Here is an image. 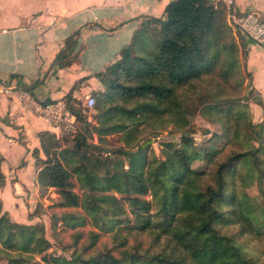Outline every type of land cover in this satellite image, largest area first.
Wrapping results in <instances>:
<instances>
[{
	"label": "trees",
	"instance_id": "1",
	"mask_svg": "<svg viewBox=\"0 0 264 264\" xmlns=\"http://www.w3.org/2000/svg\"><path fill=\"white\" fill-rule=\"evenodd\" d=\"M231 34L219 4L175 0L97 75L103 92L91 95L90 119L78 101L64 99L79 130L58 141L40 135L39 194L55 190L57 207L81 209L111 234L110 247L98 250L100 235L91 231L71 259L44 256L46 264H264V202L245 192L257 184L264 198V126L251 121L240 98L243 66ZM73 38L58 58L72 53ZM257 105L264 108L261 97ZM196 113L219 130L204 131V146L187 136ZM170 129L181 134L179 143L163 142L157 154L150 139ZM117 134L130 135L134 147L102 146ZM4 181L0 169V189ZM63 219L79 221L69 213ZM48 248L43 226L12 222L0 202L7 264H29Z\"/></svg>",
	"mask_w": 264,
	"mask_h": 264
},
{
	"label": "crops",
	"instance_id": "2",
	"mask_svg": "<svg viewBox=\"0 0 264 264\" xmlns=\"http://www.w3.org/2000/svg\"><path fill=\"white\" fill-rule=\"evenodd\" d=\"M173 1L0 0V169L5 178L0 202L12 222L33 221L27 217L40 195L37 157L45 160L40 135L49 133L57 141L65 135L2 90L26 88L39 103L67 97L84 103L92 94L103 92L97 75L119 60L143 22L163 18ZM235 2L239 13L255 11L264 17V0ZM73 36L72 53L58 58ZM242 38L245 70L264 101L247 70L251 53L259 46Z\"/></svg>",
	"mask_w": 264,
	"mask_h": 264
},
{
	"label": "rangeland",
	"instance_id": "3",
	"mask_svg": "<svg viewBox=\"0 0 264 264\" xmlns=\"http://www.w3.org/2000/svg\"><path fill=\"white\" fill-rule=\"evenodd\" d=\"M230 28V27H229ZM232 31L231 37L232 42L238 48L239 55H241L242 63V73L244 74V82L241 88L240 98L247 99V105L250 111V119L255 125L264 126V108L263 106L257 105L259 99V94L252 88V81L250 75L247 74L245 70V54L246 51L243 48V38L236 31L230 28ZM247 70L253 76L254 85L257 89L261 91L264 96V48L257 47L254 52L251 53L250 59L247 64ZM264 103V101H263ZM78 108L84 110V115L88 119L92 116V109H84L82 104ZM79 127V123H78ZM192 129L189 131H194V134H188L187 136H192L194 142L199 146H204L207 139L210 138V134L219 133V130L215 124H211L197 113L194 115L191 121ZM204 131H208V134H203ZM264 136V131H263ZM67 137V136H66ZM180 133L170 129L165 132L159 133V137H153L150 139L151 149H153L157 154L160 149V144L163 142H175L179 143ZM243 140H247V136H241ZM251 138L250 136L248 139ZM257 146V143H253ZM104 148L112 151L118 147L124 146L125 148H133L134 143L130 135L127 137L121 135L108 140V142L102 145ZM150 150V148H149ZM148 151V150H147ZM126 161V160H125ZM259 166L264 171V158L259 162ZM194 168L201 167V164L196 163L193 165ZM76 190V189H75ZM247 196L254 200L256 203H263L264 198L260 193V189L257 184H252L245 191ZM35 201L34 208L31 214H28V219H33L32 222H27L26 226H43L44 227V237L49 242L48 250L42 254L35 256L34 259L29 264H46L42 259L44 256L48 257H62L64 259H71L72 253L74 251V246L77 243L78 246L88 245L91 241L90 232L95 231L99 233V241L96 244L98 250H103L105 247H110V233H103V231L97 230V227L93 225L90 219L85 216V212L81 209H61L57 207L58 195L55 190H47L44 195H38ZM27 198V197H26ZM150 198L147 196V200ZM69 213L73 218H79V221H65L63 216ZM31 215V216H30ZM83 217V221L80 219ZM10 219V218H9ZM96 227V228H95ZM235 227V226H234ZM233 232L232 230L229 233ZM79 237V238H78ZM135 241V240H133ZM146 243V240H142ZM136 242V241H135ZM264 252V243H262ZM264 258V253L260 255ZM0 264H7L4 259V255L0 254Z\"/></svg>",
	"mask_w": 264,
	"mask_h": 264
},
{
	"label": "built area",
	"instance_id": "4",
	"mask_svg": "<svg viewBox=\"0 0 264 264\" xmlns=\"http://www.w3.org/2000/svg\"><path fill=\"white\" fill-rule=\"evenodd\" d=\"M211 1L223 8L226 23L230 28L264 48V17L255 11L239 13L236 9L235 0ZM2 92L17 99L24 109L32 110L43 117L57 132H62L65 137L72 138L79 130L76 117L64 100L39 103L28 89L22 87H6ZM94 105L95 99L92 96L87 97L86 101L82 103L84 109H92Z\"/></svg>",
	"mask_w": 264,
	"mask_h": 264
}]
</instances>
